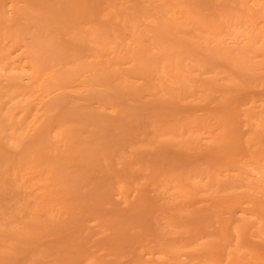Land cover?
Masks as SVG:
<instances>
[{
	"label": "rangeland",
	"instance_id": "1",
	"mask_svg": "<svg viewBox=\"0 0 264 264\" xmlns=\"http://www.w3.org/2000/svg\"><path fill=\"white\" fill-rule=\"evenodd\" d=\"M0 264H264V0H0Z\"/></svg>",
	"mask_w": 264,
	"mask_h": 264
}]
</instances>
